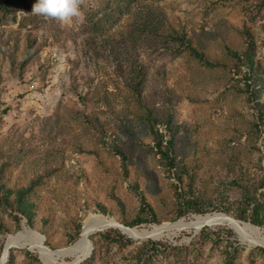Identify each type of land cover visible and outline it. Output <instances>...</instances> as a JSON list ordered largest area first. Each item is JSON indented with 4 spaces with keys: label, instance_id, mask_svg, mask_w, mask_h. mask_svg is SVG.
Segmentation results:
<instances>
[{
    "label": "rangeland",
    "instance_id": "1",
    "mask_svg": "<svg viewBox=\"0 0 264 264\" xmlns=\"http://www.w3.org/2000/svg\"><path fill=\"white\" fill-rule=\"evenodd\" d=\"M34 3L0 0V186L27 188L35 228L0 195V254L23 232L66 249L87 221L107 219L117 226L89 236L82 256L24 242L7 261L138 264L137 248L153 241L182 247L153 264H225L232 246L234 264H263L264 224L249 218L258 206L264 222V0H79L68 23L32 13ZM153 132L171 144L170 161ZM187 200L207 213L179 217ZM214 215L256 244L226 224L123 232Z\"/></svg>",
    "mask_w": 264,
    "mask_h": 264
},
{
    "label": "trees",
    "instance_id": "2",
    "mask_svg": "<svg viewBox=\"0 0 264 264\" xmlns=\"http://www.w3.org/2000/svg\"><path fill=\"white\" fill-rule=\"evenodd\" d=\"M188 49H191L188 46ZM231 53V52H229ZM232 54V53H231ZM252 95H254L255 92L251 91L250 92ZM153 139L155 140V147L165 161H170L169 155L171 154L172 148L171 144L167 143L165 146H163V139L164 136L162 134H159L158 132H153ZM114 153L119 156L120 158H123L122 152L117 148L116 146L113 147ZM33 183H31L32 185ZM2 193V194H1ZM28 190L27 188H21L18 190H5L3 186H0V195H1V200L5 203L6 206H8L10 209L14 210L17 215H20L24 219L28 221L27 225L31 229L34 228V224L30 221V216H31V211L33 204L29 202L28 200ZM184 210H182L179 214V217H183L187 215L189 212H193V214H198V215H203L207 213V209L205 208L204 204L199 205V203L193 202L192 200H187L184 202L183 206ZM150 209V208H149ZM151 211V209H150ZM260 208L258 206H255V208L252 210V215H250L249 221L252 225L256 227H261L264 222L261 220L260 216ZM240 219L245 220L246 218L241 217ZM142 223L141 220H137L131 226L129 227H134L138 226ZM243 227H249L252 228L250 224L247 223H241L239 222ZM38 230V229H37ZM38 232L42 235H45L44 232H41L38 230ZM204 235V234H203ZM228 235L231 236V234L228 232ZM100 240H102L104 243L109 244H117L119 246H128L132 245V242L119 233H103L98 235ZM210 236L217 237L218 234L215 232H211ZM228 239V237H227ZM182 247H177V246H171V245H166L162 244L159 242H153V241H148L146 243L141 244L136 251V259L138 260V264H153L155 263L154 258H156L158 255H162L165 258L169 257L170 254H176L180 253V250ZM231 252H228L226 254L225 258V264H234L235 259H236V254H237V249L236 248H231ZM261 253L264 254V249L260 250ZM12 263V258L9 256L7 264ZM264 264V263H263Z\"/></svg>",
    "mask_w": 264,
    "mask_h": 264
},
{
    "label": "bare ground",
    "instance_id": "3",
    "mask_svg": "<svg viewBox=\"0 0 264 264\" xmlns=\"http://www.w3.org/2000/svg\"><path fill=\"white\" fill-rule=\"evenodd\" d=\"M220 224L228 225L232 230L236 232V234L241 238V240L247 243L248 245L256 244V242H254L251 239L249 232L246 229L241 228L235 221H233L230 218H227L224 215H214V216L204 217L201 218L200 220H195L190 222L178 221L171 225L165 224L161 226H154L151 230L145 231L141 234L128 230H123V232L133 239H139L145 237H158L162 235L165 231L170 229L198 231L205 226L213 227ZM108 225L117 226L116 224L112 223V221L110 222L107 219H94L87 221L83 225L79 239L68 248L66 249L64 248L58 251H50L46 249L42 245V240H40L41 237L39 235L36 234L39 237L38 239L30 232H23L14 237H10L6 240L2 255L7 256L8 250L12 247L15 246L17 247L21 245L23 246L24 242H31L32 247L38 248L39 250L43 251V253L46 256L49 257L56 256V257L71 258V257L82 256L86 254L90 248L88 242L89 236H91L94 232L102 228H105Z\"/></svg>",
    "mask_w": 264,
    "mask_h": 264
},
{
    "label": "clouds",
    "instance_id": "4",
    "mask_svg": "<svg viewBox=\"0 0 264 264\" xmlns=\"http://www.w3.org/2000/svg\"><path fill=\"white\" fill-rule=\"evenodd\" d=\"M32 13L68 23L80 15L79 0H36ZM0 264H7V257L2 254Z\"/></svg>",
    "mask_w": 264,
    "mask_h": 264
},
{
    "label": "water",
    "instance_id": "5",
    "mask_svg": "<svg viewBox=\"0 0 264 264\" xmlns=\"http://www.w3.org/2000/svg\"><path fill=\"white\" fill-rule=\"evenodd\" d=\"M42 239H43V241H44V237H42L41 235H39ZM89 244H90V246H91V242L89 241ZM91 251H92V247H91ZM91 254V253H90Z\"/></svg>",
    "mask_w": 264,
    "mask_h": 264
},
{
    "label": "built area",
    "instance_id": "6",
    "mask_svg": "<svg viewBox=\"0 0 264 264\" xmlns=\"http://www.w3.org/2000/svg\"><path fill=\"white\" fill-rule=\"evenodd\" d=\"M46 97V96H45Z\"/></svg>",
    "mask_w": 264,
    "mask_h": 264
}]
</instances>
